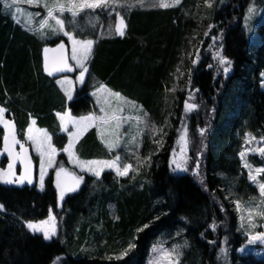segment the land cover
I'll return each mask as SVG.
<instances>
[{
	"label": "trees",
	"instance_id": "1",
	"mask_svg": "<svg viewBox=\"0 0 264 264\" xmlns=\"http://www.w3.org/2000/svg\"><path fill=\"white\" fill-rule=\"evenodd\" d=\"M251 1L261 10L254 38L242 22ZM125 20L123 37L94 40L89 74L138 104L158 134L143 137L137 172L125 179L110 172L99 180L85 175L63 202L53 172L42 193L35 185L0 184V264H146L158 238L187 243L179 264H218L217 247L225 235L229 264H264V258L235 254L245 238L236 231L232 209L234 200L256 193L238 155L246 136L264 139V0H231L218 10L206 0H182L176 8L132 10ZM61 42L67 44L63 37L44 41L16 24L0 0V107L20 142L33 119L62 150L66 139L59 134L56 113L66 108L76 117L92 112L88 83L67 103L44 71V47ZM219 52L231 62L227 74L218 65ZM191 94L201 104L200 114L188 120L191 140L205 130L199 182L169 169L184 101ZM103 148L92 129L76 153L83 160L104 159ZM63 160L59 155L58 162ZM50 208L59 228L57 237L45 242L24 224L44 220ZM260 223L258 230L264 231L262 218Z\"/></svg>",
	"mask_w": 264,
	"mask_h": 264
},
{
	"label": "rangeland",
	"instance_id": "2",
	"mask_svg": "<svg viewBox=\"0 0 264 264\" xmlns=\"http://www.w3.org/2000/svg\"><path fill=\"white\" fill-rule=\"evenodd\" d=\"M231 0H211V3L216 6V9H221L223 7H226ZM57 2L63 3L65 6L68 5V0H36L35 3L29 4L28 0H19L18 3L12 5L11 8H6L5 4H10L11 0H1L3 11L8 14L12 19L13 16H15L14 22L24 29L31 31L38 35L42 40L44 41H50L54 38L63 37L66 39L67 44L65 45L64 50V56L67 59L68 65L73 68L72 71H65V72H54V74L51 76L54 78L55 84L58 87V89L63 93V88L68 87L67 84H63L62 82L65 80L72 81V89H73V98L77 91H80L85 84L88 83L89 86V97L92 101V112H95L98 116H105V112H101L100 108L103 106L106 109L107 115L109 118L112 117L113 114H115L117 117H119L118 120H111L109 123L101 124L99 121L97 122V127H91L89 128L84 135L94 129L96 132L97 139L99 143L101 144L103 149L105 150L106 156L104 159L99 160H115L117 156L121 157V160L119 161L121 167L127 164H131L133 167L129 171V175L133 172H137V151L141 145V141L144 136H152L153 138L158 134L157 129L152 125L148 119L146 118V114L144 113L143 109L136 103H133L129 100H126L121 95L116 96L114 95V91L108 92V89L105 85L106 91L104 93H97V96H93L92 93L96 92L97 89L100 87L101 84L96 79H93L90 77V74H86L85 76V83L81 85L77 79L79 76V69L75 67L76 62L71 59V49L72 44L71 41L68 40L67 36H64L62 33L54 32L53 28H58V26L55 24V21L52 19H49L47 17V11L49 8H51L54 4ZM161 2L167 3L173 6L167 7V8H176L180 5L182 0H180L179 4H175V0H115V3H111L110 0V6L105 9H96L95 11L91 9H85L84 12L80 13L76 18H73L71 16V13L65 12L63 15V19L65 20V31L70 32L75 36L77 39H92L93 40L101 39V38H114L118 37L115 33V27L118 23V17L117 14H119L120 17L126 18V14L132 10H157V9H165L164 7H161ZM47 5V7H46ZM16 8H20L22 11L17 13L15 11ZM251 10V11H250ZM260 8L256 6L254 1H251V3L248 5L246 12L244 13L242 22L243 27L248 31L251 38H254L256 35V29L259 25V17H260ZM56 16H59L60 13L57 11L55 13ZM44 19H48V24L45 25L43 28H41V22ZM126 23V20H125ZM126 30V29H125ZM92 36V37H90ZM95 36V37H94ZM96 41V40H95ZM94 41V42H95ZM95 44V43H94ZM57 47V46H56ZM50 48V49H55ZM94 47V46H93ZM52 53V52H49ZM48 53V54H49ZM219 55L221 53L219 52ZM219 55H217L218 58V65L219 64ZM91 58V55L88 57V61ZM88 66V65H87ZM223 70V67L220 66ZM264 74V72L262 73ZM260 78V85L261 88L264 90V76ZM60 81L61 83H58ZM89 81V82H87ZM65 96V95H64ZM98 97H102L103 99L98 101ZM190 97V96H189ZM189 97L185 99L189 100ZM191 99L189 100V103H195L198 105V107L187 114H183V120L182 123L179 126L177 137L174 143V146L172 148L170 159H169V169L170 173L173 175H189L194 180L200 181L201 179V165H202V150L200 147V139L203 140L204 134L201 135V130L197 132V135L200 139L196 141H192L189 134V125L188 120L193 115H198L201 112V104L200 102H197L196 98L193 94H191ZM66 102L69 103L70 101L67 100ZM184 101V102H185ZM66 111H69L68 108H66ZM63 112V113H64ZM90 113L84 114L88 115ZM74 116V115H73ZM59 123V134L65 136L66 143L64 145L67 146L68 143V133L64 132L61 127L60 120L57 116ZM79 117V116H78ZM5 119L11 121L6 117L5 113ZM33 119L30 120V123L28 127H33L34 129H43L39 128L36 123L35 125H32ZM12 122V121H11ZM13 123V122H12ZM27 127V129H28ZM1 134H2V146L0 153H3L0 155V169H3L5 173H7V165L9 163V158L6 152H4V145H3V135L5 133V129L2 125H0ZM26 133L24 136V142H20L24 145V147L28 150V155L30 158H32L33 161V171H32V179L33 183L29 184L27 181H25L23 184L19 183L18 178L23 175L24 168L23 164L17 160L14 163V167L12 169V172L14 173L15 177L17 178V182L6 184L3 182H0V184L5 186H13V187H24V186H36V190L40 193L44 192L39 189V156L37 155L35 151V147L32 145V142L27 139L28 133ZM185 129L187 130V146L184 147L182 151V140L181 136L184 135ZM46 130V129H44ZM69 131H74V129L69 125ZM48 132V131H47ZM49 134V132H48ZM50 135V134H49ZM84 135L80 138V140L84 137ZM52 136V135H51ZM53 138V137H52ZM79 140V141H80ZM79 141L75 144L73 148V152L76 157L81 159L78 154L76 153V146L79 143ZM53 142V141H52ZM118 143V147H114L112 150H109V148L106 146L107 144H114ZM54 145V144H53ZM55 146V145H54ZM264 147V139L263 138H255L254 136H246L244 139L243 148L240 152H244L245 155L243 159L240 156V153L238 155V158L240 160L241 166L246 173V178L248 183L253 186L256 190L255 195L253 197L248 198L246 201H240V200H234L232 209L236 213V231L240 233L245 239L241 246L236 248L234 251L236 255L242 256V257H249L252 256L255 259H263L264 258V245H260L259 243L249 245L247 242V236L249 234L255 235L259 231L258 229H262V225L260 223V220L264 221V217H261L258 215V213L262 210H264V197H261L259 194L258 184L264 183V173H256L255 169L264 167V154L259 153L257 151L258 148ZM14 151L16 153H21V147L20 144L15 145ZM175 153V155H174ZM63 155L64 160L62 162H58V156ZM5 160L4 164H2V161ZM180 163L182 166L187 168V171H179L176 168V163ZM63 163L64 167L67 168L69 171H74L78 175H87L90 177H93L89 173H81L79 168L74 166V162L70 161L68 158V155L64 153L62 150H58V155L56 156V164L59 165ZM65 163V164H64ZM197 163L199 164V167L197 168ZM245 164L249 165L250 167H246ZM55 168L49 169L46 176H45V185L46 180L53 172V178L55 182ZM251 170L252 175L255 176V181H252L249 179V171ZM106 172H110L114 175V177L118 179H125L126 177H118L116 176L115 172L113 170L106 169L102 175ZM95 178V177H93ZM101 178V177H100ZM99 178V179H100ZM5 179H12V177L5 175ZM96 179V178H95ZM96 179V180H99ZM56 193L58 194V200H59V193L56 189ZM72 192L66 193L70 194ZM239 202V208H237L236 202ZM251 211L252 215L249 216V212ZM0 212H3V208H0ZM53 215L55 213L52 211ZM49 215V212H48ZM48 215L45 219L48 218ZM56 217V215H55ZM44 219V220H45ZM251 220L252 224L257 225V227H251L249 221ZM42 221V220H41ZM40 221H37L38 223ZM57 225V234H58V228H59V222L56 217V220L53 221ZM26 224H24V227L26 231H28L32 235H37L42 237V233H36L33 234L31 230H29L26 227ZM215 226V227H213ZM47 227V226H45ZM216 225H212L210 228L213 231L217 230ZM225 228L224 230H226ZM55 237L52 238L55 239ZM177 238V237H175ZM44 240V239H43ZM52 240H44L45 242H50ZM187 243L182 241H171L166 240L164 238H158L153 242L151 245L149 257L147 259L146 264H165V262L162 260V254L164 252H169L172 254V258L176 260L179 264V260L181 257V251L186 248ZM244 248L245 251L242 253L239 251V249ZM231 246L228 241V236H223L219 240V244L217 247V261L218 264H229V253H230ZM58 261V260H57Z\"/></svg>",
	"mask_w": 264,
	"mask_h": 264
},
{
	"label": "snow or ice",
	"instance_id": "3",
	"mask_svg": "<svg viewBox=\"0 0 264 264\" xmlns=\"http://www.w3.org/2000/svg\"><path fill=\"white\" fill-rule=\"evenodd\" d=\"M19 0H11L10 4H5L6 8H11L12 5L18 3ZM36 0H28L29 4L35 3ZM111 3H115V0H111ZM180 0H175V4H179ZM207 6L211 7V0H206ZM110 6V0H68V5L65 6L63 3L57 2L47 11V17L55 21V24L58 28H53L54 32L62 33L64 36L68 37V40L71 41L72 49H71V59L76 62L75 67L79 69V76L77 77L79 83L83 85L85 83V76L89 73L88 57L93 52L94 40L93 39H77L70 32L65 31V20L62 18L65 12L71 13L73 18H76L80 13L84 12L85 9H91L95 11L96 9L105 10ZM161 7L167 8L173 5L163 3L160 4ZM47 7V5H46ZM15 11L17 13L21 12L20 8H16ZM59 12L60 15L56 16L55 13ZM251 11V10H250ZM118 23L115 27V33L121 37L125 35V29L127 27L125 23V19L120 17L117 14ZM15 19V16H13ZM48 24V19H44L41 22V28ZM213 25H209V29H211ZM207 35V33L205 34ZM213 41H215V37H213ZM65 44L63 42L59 43L55 49H50L48 47H44V71L52 76L54 72H65L72 71L73 68L68 65L67 59L64 56ZM49 52H57L59 55L53 56L50 60L48 53ZM194 64L196 61L193 62ZM230 61L225 58L223 55H219V64L223 67L224 74H227L230 71V68L227 65H230ZM264 76V74H262ZM58 83H61L58 81ZM63 84H67L68 87L63 88L64 95L67 97L68 101L73 100V89L71 87L72 81L65 80L62 82ZM106 91L104 85H100L96 92H93V96H97V93H104ZM110 92L111 90H107ZM198 91V90H197ZM114 95L119 96V93H114ZM192 97H189V100ZM103 99L102 97H98V101ZM189 100H186L184 103L185 114L196 109L198 105L195 103H189ZM101 112H105V116H98L95 112L90 113L88 115H81L79 117L73 116L71 111H66L64 113H57V116L60 120L62 130L68 133V143L67 146L63 147L62 151L68 155L70 161L74 162V166L79 168L81 173H89L96 179H99L102 176V173L108 169L113 170L118 177H126L129 175L130 169H132L131 164L124 165L121 167L119 161L121 160L120 156H117L115 160H99V159H89V160H80L75 156L73 152V148L75 144L80 140V138L84 135V133L91 127H97V122L99 121L101 124L109 123L111 120H118L115 114L112 115L111 118L108 117L106 109L102 106L100 108ZM6 109L0 107V125L6 130L3 135V145L4 152L7 153L9 158V163L7 165V173L4 172L3 169H0V182L11 184L17 182V178L15 177L12 169L14 167V163L19 160L23 164L24 172L23 175L18 178L19 183L23 184L25 181L27 183L32 184V171H33V161L32 158L28 155V150L24 147L23 144L17 139L15 126L14 124L5 119ZM36 121H32V125H35ZM69 125L74 129V131H69ZM204 129L201 130V135L204 134ZM27 139L32 142V145L35 147V151L39 156V189L41 191L45 190V176L49 169L55 168V187L59 193V201L63 202L65 199V194L69 192H75L84 181L85 177L83 175H78L74 171H69L64 167L63 163L57 165L56 164V156L58 155V149L53 145V138L48 134L47 130L44 129H34L33 127H28L27 129ZM182 151L184 147L187 146V130L185 129L184 135L181 136ZM20 144L21 153H16L14 151L15 145ZM109 150H112L114 147H118V143L107 144L106 145ZM257 151L259 153L264 154V147L258 148ZM3 153H0L2 155ZM175 155V153H174ZM245 153L240 152V156L243 159ZM176 163V168L179 171H187V168L182 166L180 163ZM246 167H250L245 164ZM199 164L197 163V168ZM256 173H264V167L256 168ZM5 175L12 177V179H5ZM249 179L255 181V176L252 175L251 170L249 171ZM259 194L261 197H264V183L258 184ZM237 208H239V202H236ZM0 208H3V205H0ZM251 211L249 212V216H251ZM261 217H264V210L258 213ZM56 220L55 215L52 213V209H49L48 218L42 220L38 223L36 222H28L26 227L33 232L42 233L43 239L48 241L52 240L53 237L57 235V225L53 223ZM251 227H257V225L252 224L251 220L249 221ZM47 226V227H45ZM215 227V226H213ZM142 230V229H141ZM247 242L249 245L257 244L264 245V231L258 232L255 235L249 234L247 236ZM134 245H129V249H131ZM240 252H244L245 249H239ZM126 255V253L122 254ZM122 258V256L120 257ZM162 260L165 264H178L176 260L172 258V254L169 252H164L162 254Z\"/></svg>",
	"mask_w": 264,
	"mask_h": 264
},
{
	"label": "water",
	"instance_id": "4",
	"mask_svg": "<svg viewBox=\"0 0 264 264\" xmlns=\"http://www.w3.org/2000/svg\"><path fill=\"white\" fill-rule=\"evenodd\" d=\"M57 55H59V53H57V52H52V53H50L48 56H49V58H50V60H51V58L53 57V56H57ZM185 103V102H184Z\"/></svg>",
	"mask_w": 264,
	"mask_h": 264
},
{
	"label": "flooded vegetation",
	"instance_id": "5",
	"mask_svg": "<svg viewBox=\"0 0 264 264\" xmlns=\"http://www.w3.org/2000/svg\"><path fill=\"white\" fill-rule=\"evenodd\" d=\"M49 54H50V53H49ZM49 54H48V55H49Z\"/></svg>",
	"mask_w": 264,
	"mask_h": 264
}]
</instances>
